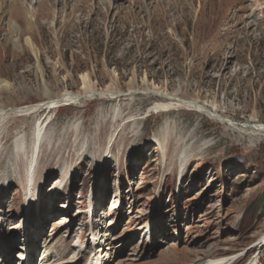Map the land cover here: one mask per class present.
Wrapping results in <instances>:
<instances>
[{
  "label": "rangeland",
  "instance_id": "obj_1",
  "mask_svg": "<svg viewBox=\"0 0 264 264\" xmlns=\"http://www.w3.org/2000/svg\"><path fill=\"white\" fill-rule=\"evenodd\" d=\"M19 1L0 264H264V0Z\"/></svg>",
  "mask_w": 264,
  "mask_h": 264
},
{
  "label": "bare ground",
  "instance_id": "obj_2",
  "mask_svg": "<svg viewBox=\"0 0 264 264\" xmlns=\"http://www.w3.org/2000/svg\"><path fill=\"white\" fill-rule=\"evenodd\" d=\"M19 0H0V12L2 11L4 13V11L6 9H8V7H10V11L14 8V6L17 4H19ZM52 0H41L39 5L40 6H43L45 4H48L49 6V3H51ZM21 4V2H20ZM46 6V5H45ZM21 7L23 8V5H21ZM40 9V8H39ZM9 10V9H8ZM49 10V9H47ZM6 13V12H5ZM7 15V14H6ZM49 14H47L48 16ZM36 16L37 18L39 17L38 16V11L36 13ZM2 22V21H1ZM36 22V21H35ZM37 25V24H36ZM27 43L29 45H32V40L31 39H27ZM3 44V43H2ZM109 91V90H108ZM111 91V90H110ZM50 100V99H49ZM52 101V100H51ZM41 109V108H40ZM169 110V109H167ZM32 199V197H31ZM97 240V239H96ZM99 255V254H98ZM102 255H99V258L97 259L96 263L95 264H104L103 263V259H101ZM30 264H39V260H38V257L34 254L30 255V259L28 260Z\"/></svg>",
  "mask_w": 264,
  "mask_h": 264
},
{
  "label": "trees",
  "instance_id": "obj_3",
  "mask_svg": "<svg viewBox=\"0 0 264 264\" xmlns=\"http://www.w3.org/2000/svg\"><path fill=\"white\" fill-rule=\"evenodd\" d=\"M254 206L258 207L256 214H264V205L262 204V202L260 204L256 203Z\"/></svg>",
  "mask_w": 264,
  "mask_h": 264
}]
</instances>
